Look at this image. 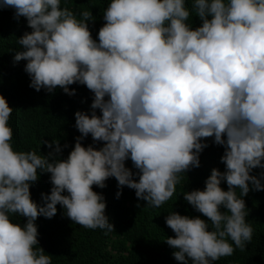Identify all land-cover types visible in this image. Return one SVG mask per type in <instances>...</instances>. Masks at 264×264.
Returning <instances> with one entry per match:
<instances>
[{"label":"clouds","instance_id":"obj_1","mask_svg":"<svg viewBox=\"0 0 264 264\" xmlns=\"http://www.w3.org/2000/svg\"><path fill=\"white\" fill-rule=\"evenodd\" d=\"M4 8L32 30L17 40L24 50L14 56L27 61L30 87L74 96L68 86L79 83L94 99L90 115L75 113L82 135L64 160L56 158L59 141L44 142L55 144L47 156L13 148L14 109L0 95V264H52L39 247L36 221L53 218L57 205L77 225L113 231L105 197L93 191L109 178L134 189L148 207L162 206L182 174L200 167L206 138L225 148L226 171L212 169L205 189L184 199L212 230L200 217L173 212L165 222L175 237L166 243L181 264H214L244 252L254 229L243 197L264 191V172L252 175L264 169V0H191L190 8L186 0H111L99 42L89 10L78 18L61 0H0ZM193 14L202 21L195 29L188 23ZM89 134L104 146L84 147ZM41 172L51 174L53 187L38 204L30 188ZM14 215L27 222H12Z\"/></svg>","mask_w":264,"mask_h":264},{"label":"trees","instance_id":"obj_2","mask_svg":"<svg viewBox=\"0 0 264 264\" xmlns=\"http://www.w3.org/2000/svg\"><path fill=\"white\" fill-rule=\"evenodd\" d=\"M110 2L61 0V7H68L78 18L82 11H91L95 19L88 22L89 30L93 39L99 42L98 33L106 23L104 12ZM186 3L190 8L191 0H186ZM14 12L12 8L0 9V95L14 109L9 121L13 129L12 146L17 151L35 150L37 154L47 156L54 152L55 144L49 149L44 142L59 141L62 152L56 158L66 160L74 150L76 138L82 135L75 127V113L91 114L94 93L79 83L68 86L75 91L74 96L66 94L60 87L53 93L45 89L37 92L30 87L31 78L25 72L27 61L14 62V56L24 50L17 40L32 30L27 26L26 18L17 20ZM188 23L193 29L202 26V21L194 14ZM96 111L97 115H102L100 110ZM202 142L209 146L200 154V167L182 174L183 179L176 185L173 196L162 206L148 207L146 201L137 198L134 189L127 186L119 188L118 181L112 177L105 182V188L94 185L93 191L105 197V214L114 226L113 231L92 230L77 225L67 218L64 207L57 205V214L53 218L41 216L36 221L39 247L52 256V264H181L173 256L175 249L166 243L167 237L174 238L175 233L166 225L165 218L177 212L191 218L200 217L210 225V220L184 199V193L204 190L212 169L226 171L225 164L221 162L225 148L215 144L214 138H206ZM82 145H92L99 150L104 142L94 141L89 134ZM126 167L134 174L138 171L131 159L126 161ZM261 172L264 169L257 168L252 175L260 178ZM50 177V173H39L38 181L30 188L31 198L38 204L43 203L42 194L51 193L53 185ZM134 178L138 182V177ZM261 183L264 184V179ZM221 187L228 191L226 181H222ZM118 191H122L119 198L116 196ZM243 199L248 212L247 222L254 229L252 241L244 252L236 249L231 256L222 257L214 264H264V191L250 190ZM221 211L227 212V209L221 208ZM12 222L23 225L27 220L14 215ZM189 264H192L191 260Z\"/></svg>","mask_w":264,"mask_h":264}]
</instances>
